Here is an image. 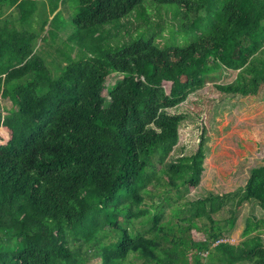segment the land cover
<instances>
[{
  "label": "trees",
  "instance_id": "16d2710c",
  "mask_svg": "<svg viewBox=\"0 0 264 264\" xmlns=\"http://www.w3.org/2000/svg\"><path fill=\"white\" fill-rule=\"evenodd\" d=\"M63 1L0 0V264H87L91 256L100 264H264L263 219L247 217L238 243L222 240L243 202L264 210V163L250 168L241 191L186 201L183 220L208 221L203 241L163 221L160 204L142 207L150 186L180 197L204 170L203 140L167 161L185 118L168 108L208 81L240 95L264 84V0H77L53 73L36 43L48 23L51 39L64 29ZM150 4L178 20L172 41L156 40L160 22L121 39L133 11L149 25ZM219 68L235 77L218 82ZM113 73L121 77L107 87ZM224 208L220 222L213 214ZM140 217L144 229L134 227Z\"/></svg>",
  "mask_w": 264,
  "mask_h": 264
},
{
  "label": "rangeland",
  "instance_id": "374dc122",
  "mask_svg": "<svg viewBox=\"0 0 264 264\" xmlns=\"http://www.w3.org/2000/svg\"><path fill=\"white\" fill-rule=\"evenodd\" d=\"M78 7L77 0H64L61 5V22L64 29L60 30L54 39H51L47 29L51 26L45 25V31L36 43V51L44 57V60L53 73L58 72L64 61L58 51L68 47L67 37L73 30L72 17ZM149 25H144L138 20L136 12L121 20L119 35L127 38L128 34H135L141 31H150L152 25L160 22L162 30L158 31L156 40L163 44L168 40L170 29L176 27L178 20L173 17L171 11L160 8L159 12L154 5L148 6ZM50 18V17H49ZM110 32H115L113 27H108ZM182 38V37H181ZM180 40L182 41V39ZM179 41V42H181ZM77 50L71 51V55H76ZM214 74V73H213ZM211 74V76L213 75ZM236 71L217 69L216 78L218 82H228L235 77ZM119 74H111L107 77L105 85L111 86ZM210 79V74L207 75ZM166 90L169 89V82H163ZM103 95L108 98L105 88ZM2 104L10 107V101L4 100ZM169 112H179L185 115L180 122L178 129V142L167 161H174L181 155L193 153L201 140L205 158L203 161L204 170L199 184L196 187L184 188L178 197L176 189L160 183L150 186L151 195H146L142 207L154 211L151 204H160L163 212V221H171L174 227L181 225L188 226L187 234L191 240L203 241L207 239L205 229H208V221L204 217L190 218V211L186 201L201 198L209 193H227L241 191L248 177L250 168L264 163V84H262L255 95L225 94L219 92L208 81L205 85L187 95L185 100L175 107L168 108ZM2 113H5L1 109ZM179 209V217L175 215V210ZM227 208L213 214V217L222 222L229 215ZM264 220V210L255 201H246L241 204L237 212V218L232 229L226 233L223 241L236 244L243 239L241 233L245 225V220ZM135 219L136 229H144L147 225L141 224L140 219ZM206 223V224H205ZM260 236L264 243V228L260 230ZM190 241V240H189ZM189 257L193 252L188 250ZM207 254L201 252L202 257ZM206 261V258H201ZM87 264H100L99 256H91L87 259ZM242 264H249L247 262Z\"/></svg>",
  "mask_w": 264,
  "mask_h": 264
}]
</instances>
